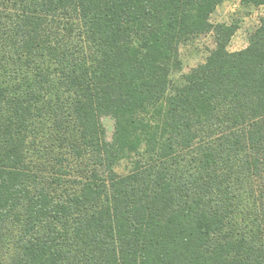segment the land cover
<instances>
[{
	"label": "trees",
	"instance_id": "16d2710c",
	"mask_svg": "<svg viewBox=\"0 0 264 264\" xmlns=\"http://www.w3.org/2000/svg\"><path fill=\"white\" fill-rule=\"evenodd\" d=\"M222 1L0 0V264H264V16L230 51Z\"/></svg>",
	"mask_w": 264,
	"mask_h": 264
},
{
	"label": "rangeland",
	"instance_id": "374dc122",
	"mask_svg": "<svg viewBox=\"0 0 264 264\" xmlns=\"http://www.w3.org/2000/svg\"><path fill=\"white\" fill-rule=\"evenodd\" d=\"M264 16V7H243L240 0H223L211 15L213 23L223 22L237 25L235 33L228 44L230 51H237L246 47L249 35L253 32ZM214 46L212 33L198 37L193 43L182 45L180 52L184 61V71H188L197 63L202 62L208 54V50ZM103 123L110 136L113 122L109 118H103Z\"/></svg>",
	"mask_w": 264,
	"mask_h": 264
}]
</instances>
